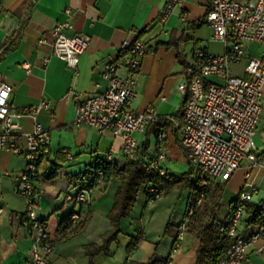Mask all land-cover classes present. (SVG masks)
Masks as SVG:
<instances>
[{
  "label": "crops",
  "instance_id": "crops-1",
  "mask_svg": "<svg viewBox=\"0 0 264 264\" xmlns=\"http://www.w3.org/2000/svg\"><path fill=\"white\" fill-rule=\"evenodd\" d=\"M170 1L0 0V51L21 30L15 48L0 60V74L12 88L10 107L19 115L15 121L20 126L16 133L20 149H0V264H32V229L26 220L28 199L19 193L18 187L27 166L24 154L27 135L32 133L36 121L51 134V153L42 162L40 174L33 182L35 213L47 222V231L55 242L48 264H149L151 261L198 264L200 240L190 232L186 233L181 248L173 252L178 226L190 203L191 193L186 198L183 195L186 189L163 194L154 202L142 191L145 195L142 210L136 204L132 215L122 220L121 233L110 244L109 252L96 255L92 263L86 246L102 245L113 230L109 213L119 182L112 179L96 185L90 204L76 205L67 201L68 192H75V176L90 169L98 158L111 154V161L120 167L128 161L121 137L110 131L100 133L76 122L77 103L68 96L69 91L73 90L82 98L104 92L108 87L104 78L108 64L117 65L118 76H127L120 54L126 45L138 39L147 44L149 52L136 74L137 95L131 107L138 113L152 107L159 115L170 117L176 123V133L169 131L161 143L167 154L165 161L180 154L186 158L179 145L182 137L175 117L181 111L184 96L178 90L183 67L174 42L186 40L182 49L187 61L198 48L214 56L224 55L226 50L224 44L214 38L206 20L210 0H183V5L176 7L163 23L161 18ZM29 11V19L23 27ZM184 13L187 20L182 19ZM67 21L71 24L65 29L68 36L82 35L89 39V48L80 57L77 73L52 51L54 28ZM263 52V44L246 42L245 56L233 65V75L244 77L248 58ZM27 64L31 65L29 72L24 68ZM43 101L50 103L49 110H41L35 118L22 114L25 108ZM261 105L263 112L255 135L261 165L253 166L245 161L228 181L222 182L226 183V189L217 213L222 224L227 221L239 194L251 191V184L257 188L251 202L261 205L264 202V91ZM137 139L139 147L146 141V132L137 135ZM157 143L156 138L155 151ZM65 152L71 153L73 158L65 157ZM165 161L162 167L170 173ZM183 200L184 205L179 207ZM75 210L81 212V219L89 218L87 225L73 231L63 229ZM257 228L247 226L243 216L237 233L240 237H249ZM139 230L142 236L130 251ZM244 264H264V253L258 254L252 247Z\"/></svg>",
  "mask_w": 264,
  "mask_h": 264
},
{
  "label": "built area",
  "instance_id": "built-area-1",
  "mask_svg": "<svg viewBox=\"0 0 264 264\" xmlns=\"http://www.w3.org/2000/svg\"><path fill=\"white\" fill-rule=\"evenodd\" d=\"M182 5L183 0H171L163 12L162 22L166 23L175 8ZM182 19L187 20L186 13ZM206 20L213 29L214 38L224 44L226 52L214 56L202 48L195 50L183 70V78L178 86L182 95L188 96L187 105L183 116L176 118L182 144L197 168L196 175L202 187L207 186L210 180L228 181L245 161L251 162L253 166L261 165L255 135L263 112L264 52L248 58L244 77L233 75L232 68L245 56L246 42L264 45V0H210ZM69 27L71 24L67 21L54 28L52 51L77 73L80 57L89 48V39L82 35L68 36L65 29ZM147 48L142 40L124 47L123 51L127 53L122 59V65L128 75L118 76L117 65L108 64L104 72L108 87L104 92L82 98L70 90L68 95L77 103L76 122L100 133L110 131L121 137L122 150L128 158H133L138 148L137 135H143L153 123L170 119L159 115L152 107L142 113L135 112L131 107L137 95L136 74L142 68ZM24 68L29 72L31 65L27 64ZM11 93V86L3 81L0 74V149L18 151L20 145L16 133L20 126L15 118L19 115L11 110ZM50 108V103L43 101L40 105L25 108L22 114H30L35 118L41 110ZM166 135L165 130L158 132L157 145L160 150L153 161L162 176L166 175L162 163L167 159V154L161 143ZM50 153V131L36 121L32 133L27 135V149L24 153L27 166L20 176L18 187L19 193L28 199L26 220L32 229V264H48L49 256L55 248V242L47 231V223L35 213L33 183L42 162ZM65 154L67 158H73L71 153ZM111 159L112 155L106 154L96 160L95 168L89 176L92 180L88 179V175L79 174L74 184L75 192H68L67 201L76 205L90 204L94 187L104 183L101 167ZM250 186L251 191L240 193L238 203L232 206L226 221L230 223L226 237L232 243L226 256L217 264H244L252 247L256 253H264L263 226L258 227L249 237H240L237 233V227L244 216L242 204L251 202L257 192L253 184ZM163 194V190L152 187L147 195L148 200L154 202ZM203 197L204 192L201 191L196 204L188 206L178 228L173 252L181 248L188 225ZM80 220V211L75 210L69 216L71 227L76 226Z\"/></svg>",
  "mask_w": 264,
  "mask_h": 264
},
{
  "label": "trees",
  "instance_id": "trees-1",
  "mask_svg": "<svg viewBox=\"0 0 264 264\" xmlns=\"http://www.w3.org/2000/svg\"><path fill=\"white\" fill-rule=\"evenodd\" d=\"M30 12L31 11H29L26 20L22 24L23 27L29 19ZM20 32L21 30L12 36V38L2 47L0 51V60L9 51L15 48V41L19 38ZM185 41L186 40L183 39L174 42L178 51L179 63L183 67V70L188 62L182 49V43ZM148 52L149 48H147V53ZM126 53V50L122 51L119 59H123ZM187 100L188 96H184L181 111L175 116L176 118L183 116ZM161 130H165L166 133L169 131L176 133V123L171 119H162L157 123L149 125L146 130V141L136 149L133 158H128L127 163L123 167H120L116 162L111 160L102 165L103 181L107 182L108 180L116 179L119 182V187L116 191L113 208L109 213L113 230L105 237L102 245L91 243L86 246L87 255L91 263L96 255L109 252L110 244L114 242L117 239V236L121 233L122 220L132 215L140 193L145 191L146 194L149 195V190L152 187H157L163 190L165 195H169L175 190L183 191L185 189H191L189 205L196 204L197 197L200 192L203 191V200L201 204L197 206V210L187 228V232L192 233L200 240L198 264H217L219 260L226 256L232 243V241L226 237L230 223L225 222L222 224L217 217V213L221 209V202L224 197L226 183L210 180L207 186L202 187L197 175L196 177L194 176L195 173L192 166L194 164L188 157V150L180 142L179 145L184 151L191 166L190 170L182 174L180 177L174 176L173 174L168 173V171L165 176H162L160 170L156 168L153 163L160 148L157 146L154 154L151 155L149 153L151 148V137L156 136L157 138V134ZM65 157H67L66 154ZM95 164L90 169L82 172V174L88 175L89 180L93 179L89 176H91ZM78 175L75 176V180H77ZM236 203H238L237 199L233 204ZM242 207L244 209V220L247 226L264 227V208L261 204L246 202L242 204ZM88 221L89 218L85 217L81 219L76 226L71 227L68 218L63 229L73 231L85 227ZM171 225L172 224L169 223V226ZM169 226H167V229ZM141 236L142 230H139L137 236L133 238L129 248L130 251L136 245L137 240ZM149 264H157V262L151 261ZM163 264L167 263L164 262Z\"/></svg>",
  "mask_w": 264,
  "mask_h": 264
},
{
  "label": "rangeland",
  "instance_id": "rangeland-1",
  "mask_svg": "<svg viewBox=\"0 0 264 264\" xmlns=\"http://www.w3.org/2000/svg\"><path fill=\"white\" fill-rule=\"evenodd\" d=\"M212 79L216 80V78H212ZM180 101H181V99H180ZM150 142H151V148H150L149 153L152 155L155 152V147H156L155 136L151 137ZM179 156L180 157L177 156V157H174L173 159H169V160L165 161V165L167 166L170 174H173L176 176H181L182 174L188 172L191 168V166H190L189 162L186 160V158L181 154ZM192 166L194 169V173H196L197 172L196 166L195 165H192ZM190 193H191V189H186L185 191H183L184 198H186ZM144 197H145L144 192H142L140 194V196L138 198V202H137L139 210L140 209L142 210V201H143ZM183 205H184V200L182 202H180L179 207H182Z\"/></svg>",
  "mask_w": 264,
  "mask_h": 264
}]
</instances>
